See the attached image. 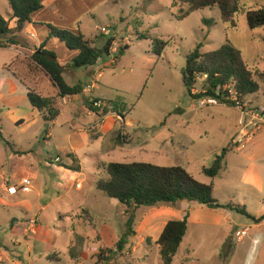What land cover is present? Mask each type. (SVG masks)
Segmentation results:
<instances>
[{"label": "rangeland", "instance_id": "rangeland-1", "mask_svg": "<svg viewBox=\"0 0 264 264\" xmlns=\"http://www.w3.org/2000/svg\"><path fill=\"white\" fill-rule=\"evenodd\" d=\"M239 1L246 9L264 6V0ZM173 2L174 0H45V10L35 16L34 23L29 26L31 31L36 32V38L27 34L28 37L18 36V40L34 51L46 38L42 36V32L47 29L46 23L52 21L66 27L79 25L92 45L98 47L114 38L110 54L104 55L97 65L76 68L74 74L68 73L71 70L69 66H64L67 72L64 77L70 85L80 81H87L88 85L96 77V88L94 86L89 92H82L80 101L76 103L78 113L87 121V125L93 124L97 119L88 113L86 115L85 104L88 99L102 98V106L92 105L99 111L106 107L112 108L110 101L124 100L126 108L133 107L126 116L131 122L128 131L125 127L120 128L122 140L118 141L114 137L113 140L107 138L105 141L106 145L115 146V151L106 156V163L98 164L102 179L108 178L106 166L112 161L180 165L201 182L213 181L214 196L221 203L240 201L246 205L243 196L245 190L256 192V189L244 182L238 170L234 169L233 159L238 153L229 152V159H226L223 169L216 177L211 178L204 171L213 164L216 155L223 148H232V142L230 145L229 143L239 112L234 106L224 103L201 106L202 98L195 99L187 93L182 71L186 66L187 56L198 45H202L200 52L206 53L229 43L240 50L260 84V90L246 96L245 102L262 107L264 27L251 29L246 14L240 13L236 16L237 27L232 28L223 22L218 6L200 9L189 17L179 19L180 10H187L189 5L181 0H175V5ZM0 12L9 19L10 26L14 27L15 20L11 16L13 12L8 0H0ZM103 27L109 33L102 31ZM141 35L148 37L141 38ZM155 36L169 42L160 57L154 51ZM126 45L129 47L120 55V48ZM49 46L59 54L61 62L71 64L74 55L62 43ZM11 53V50L0 49V164L6 161L10 152L7 141L14 143L19 149H33L31 153L42 164L45 160L58 164V153H62L65 162H69L64 151H70L71 145L81 144L78 154L83 165L81 177L84 178V185L79 181L81 188L73 185L71 189V184L56 188L58 176H46V172L52 168L44 167L38 191L43 192L45 201L54 199L55 202L50 203L40 215L38 225L42 228L49 227L54 238L51 237L49 241L35 239L40 230L37 227L26 235L33 239V250L22 230L15 231L11 226L13 219L21 223L22 210L0 205V264H108L98 257L99 254L103 257L113 255L109 264H163L161 246L157 242L159 236L169 220L182 219L187 212L190 213V209L194 210L196 221L189 223L173 264H264V221L256 223L236 211H227V220L193 201L139 207L135 210L134 234L129 237L125 250L111 253L109 250H116V243L126 232V207L119 201H112L111 197L97 189L93 159L83 152L86 144L91 143L89 136L83 131L74 133L68 123V111L58 116L55 122L46 121L42 117L27 132H23L22 126L12 119L9 110L22 108L29 101L25 89L13 94L12 84L8 81L14 70L8 66L10 64L4 65L2 62ZM113 59L117 62L112 63ZM29 61L32 62L31 55ZM101 67L102 75L99 76ZM42 75L44 73L40 76ZM205 86V76L199 77L193 92L200 94ZM50 132L54 133V137L49 145L47 139L50 138L46 135ZM34 135L38 140L30 138ZM262 177L264 184V170ZM58 191L62 194L60 200H57ZM22 195L31 200L37 198L36 192ZM250 196L255 199L261 195L249 194L248 198ZM252 199L249 200L247 210L250 213L255 211L254 213L264 214V203L259 208ZM243 230L246 234L239 237L237 233ZM72 250L77 253V259L72 258Z\"/></svg>", "mask_w": 264, "mask_h": 264}, {"label": "trees", "instance_id": "trees-1", "mask_svg": "<svg viewBox=\"0 0 264 264\" xmlns=\"http://www.w3.org/2000/svg\"><path fill=\"white\" fill-rule=\"evenodd\" d=\"M12 9V17L16 20V26L11 27L9 19L0 12V46L20 44L18 33L22 32L27 24L34 23V17L42 13L45 8V0H8ZM189 5L187 10H180L179 19L189 17L195 11L209 7L218 6L221 10V18L230 27H237L236 16L245 13L248 26L251 29L264 27V6L246 9L239 0H181ZM175 5V0L173 2ZM48 34L35 48L32 59L50 77L54 86L59 90V96H74L81 94L85 89V84L80 81L70 85L65 77V68L60 63L58 54L49 47L52 41L62 43L70 53H74L71 65L74 68H88L95 66L99 58L109 55L114 38H110L102 47L92 45L81 31L80 26H61L55 22L46 23ZM148 36L141 35V38ZM168 41L155 36L153 37L154 51L162 56ZM187 56L186 66L183 68V82L187 93L195 99L205 97H217L219 103L235 106L236 101L245 102L246 96L257 93L260 84L255 79L254 71L246 63L239 49L229 43H225L218 49L201 53L200 47ZM129 46L120 48L119 54L123 55ZM205 76V89L200 94H195L193 89L199 77ZM230 89L234 92L232 98ZM28 99L33 107L44 113L46 121H52L58 111L51 108V100L34 90L28 91ZM100 98L87 100L86 106L97 112L100 116L107 115L110 111L117 113L121 117H126L127 113L133 109L126 108L124 100L110 101L112 108L106 107L99 111L92 105ZM1 133V130H0ZM117 140H122L121 132H118ZM8 146L15 154L25 155L27 152L16 150L14 145L7 141ZM230 148L225 147L220 154H217L213 164L204 169L211 178L216 177L224 167L226 155ZM68 167V166H66ZM78 170L76 167H68ZM108 179H100L97 188L111 198H115L120 204L126 207L128 219L126 221V232L116 243V250H109L111 253L123 252L128 244L129 237L134 234L135 210L139 207H154L160 204H175L178 201H193L208 207L209 209L232 210L247 216L256 223L264 221V215L256 217L251 214L246 205L236 202L221 203L214 196V182L204 183L199 181L192 173L180 165H157L144 161L133 162H109L106 166ZM189 212L182 219H172L167 222L159 236L158 244L161 246V257L163 264H173L189 228ZM72 258H78L75 250L71 251ZM106 260L109 264L113 260V255L98 256ZM113 264H115L113 262Z\"/></svg>", "mask_w": 264, "mask_h": 264}, {"label": "crops", "instance_id": "crops-1", "mask_svg": "<svg viewBox=\"0 0 264 264\" xmlns=\"http://www.w3.org/2000/svg\"><path fill=\"white\" fill-rule=\"evenodd\" d=\"M31 24L33 23L27 24L28 27L26 26L27 28H25L22 32L18 33V36H24L28 34L31 37L36 38V32L31 31V29L29 28ZM14 25L16 26V20L14 21ZM47 34H48V29H45L44 32H42V36L46 37ZM58 43L59 42L57 41H52L50 44L51 46H54ZM50 48L54 49L53 47H50ZM0 49H4L7 51L11 50L12 52L9 55V58L3 61L2 64L4 65L10 64L8 66L14 70V72H12L10 74V77L8 78V81L11 82L12 87H13V94H16L18 90L21 91L22 89L23 90L25 89L27 92V96H28L29 90H34L46 98H51L52 99L51 108H54L55 110L58 111V114L51 122H55L58 116L62 115L65 111H68L69 116H70V120L68 123L70 124V128L74 131V133L83 131L86 133V136L87 135L89 136V141L91 143L88 142L86 144V147L84 148L83 152L85 156H89L93 159V166H94L93 175L95 176V179L97 178L94 181L96 185L97 182L100 179H102L101 171H100V168L98 167V164L100 162L106 163V159H105L106 156L111 155L112 152L115 151V146L110 147L105 144L106 139L110 138V140H113L114 137L117 138L118 132L120 131L121 127H125L126 131H128L127 128L128 126L131 125V122L128 119H126V117H121L113 111H110L105 116H100L97 112L91 111L85 104L86 115L88 113V115L95 116L97 118L93 124L87 125V121H84V119L82 118L83 116L78 113V109L76 108V103L80 101L82 93L78 95H74V96H65V97L59 96V90L56 86H54L50 77L41 69L40 66L36 64V62L33 59H32V62L30 63L29 57L30 55L31 57L33 56L35 49L34 51H32L33 49H31L30 46L23 45L21 44V42L20 44L10 45L9 47L0 46ZM71 54L75 55L74 53H71ZM58 58H59L60 63L63 66H66V65L69 66V69L71 70L68 73H72V74L75 73L74 71L76 70V68H74L71 64L69 65L68 63L64 64L63 62H61L59 54H58ZM35 65L40 67V69L38 70ZM42 73H44V75L40 76ZM64 73H67L66 70ZM84 84H85V89L83 92L87 93V91L88 92L90 91L86 89L87 81H85ZM95 88H96V85H95ZM96 98L102 99L101 97H96ZM246 103L252 104L249 101H247ZM234 108L237 109L236 107ZM237 110L239 112V117H238L239 119L242 114L239 109ZM48 112H49L48 110H46L44 113L40 112L37 108L32 106L30 101L26 102V104L22 108L15 107L14 109L9 110V113L12 119L16 121L18 125L22 126L21 130L23 132H27L29 130L31 131L34 125L38 124L41 121L42 117L44 119V114H48ZM119 118H120V121H119ZM239 132H240V128H239V124L237 121V125L231 135L230 143H229L230 145L232 142V144L230 145L232 148L228 151L226 155V159H229L228 156H229L230 151L238 153L236 154L237 156H235L233 159V162L235 164L234 169L238 170L244 182H246L247 184H250L251 187L254 186L256 189V192L249 190V189L245 190V193L243 194L245 198L244 202L246 203V207L249 208L250 206L249 200H251L252 197L250 196L251 198H248V195L251 194L254 196H257V195L259 196L260 194L261 196H259V198L252 199V202L254 204L259 205V208H260L261 206H263L262 204L264 203V184H263V177H262V173L264 170V125L259 131H257V133L252 138L247 139L244 142V146H242L239 143V138L242 136L241 134H239ZM73 135L74 134H72V137ZM46 136L47 138L48 137L50 138V140L47 139L48 140L47 144L50 145L53 142L54 133L50 132ZM30 138L38 140L36 135H34L33 137L30 136ZM12 144L14 145V148L16 150L25 151L27 152V154L25 155L15 154L12 152L11 148L9 147L10 152L8 154L6 161L0 164L1 165L0 166V205L4 207L5 206L15 207V208H19L22 210L23 215L21 217L22 218L21 223L16 221V219H13L11 226L15 231L22 230L23 234L25 235L27 239V242L30 243L31 249L33 250V248H35L34 246L31 245V242H33L32 241L33 239L29 237L27 238L26 236L31 233L30 232L31 229L29 227V219L36 218L39 224L40 215L45 210H47L50 203L53 204L55 202L54 199H49V201H45L43 198V192L38 191L40 178L43 175L42 171H45L44 167L52 168L50 171L46 172L47 174L46 176H49V175L58 176L59 181L55 183L56 188L63 187L65 184H71V189H73L74 187L73 185L77 186L78 184H80L79 187L81 188L82 184L78 183L79 181H82L84 185V178L81 177L83 174L82 173L83 165L80 161V157L78 154V150L81 149V144L79 145L76 144L74 146L71 145L70 151L67 149L64 151L65 155L70 160L69 162H65L62 153L61 154L58 153L57 157L59 156L61 158V161L57 162L58 164H55L47 160H45L42 164L41 160L35 157L36 155L31 153L33 152L32 151L33 149L27 148L23 150V149H19L14 143ZM226 159H225V163H226ZM66 166L76 167L78 170H73ZM22 177L32 178L33 180V191L32 192L37 193L36 199L31 200L30 198L22 195V194H29V193H23L21 191L18 193L19 196L17 197L15 195H11L8 193V190H7L8 186L13 183H18ZM14 180H17V182H14ZM57 193H58L57 200H60L62 198L61 197L62 194L60 193V191H58ZM237 193L239 194V192ZM95 198H97L96 195H95ZM112 199H113L112 201L118 202L117 199L115 198H112ZM236 203H241V202L239 201ZM198 208L199 207H197V209ZM200 208L205 209L202 207ZM205 210L209 211L210 213H216L226 218L227 220L229 218L227 211H232V210H226V209H220V210L205 209ZM251 212H252L251 214L253 215L257 214V213H254L255 211L254 212L251 211ZM261 215H264V214L258 213L255 216L259 217ZM195 221H196L195 212L193 209H190L189 223H192ZM38 229L40 230L37 236L35 237V239L39 238V239H42L43 241H49L51 237L52 239L54 238V233L52 232L51 229H49V227L42 228L40 227V225H38ZM40 255L43 256L42 253H40Z\"/></svg>", "mask_w": 264, "mask_h": 264}, {"label": "built area", "instance_id": "built-area-1", "mask_svg": "<svg viewBox=\"0 0 264 264\" xmlns=\"http://www.w3.org/2000/svg\"><path fill=\"white\" fill-rule=\"evenodd\" d=\"M102 31L105 33H109L107 28L103 27ZM114 51H117V49H114ZM113 52V51H112ZM102 61L101 58H99L98 63ZM116 61L113 59L112 63H115ZM101 70L99 76H101ZM96 85V77L92 79L91 83H89L86 86L87 90H90V88L94 87ZM234 95V92L230 89V95L225 96L226 98L230 99ZM219 103V100L217 97H205L202 100H200V105L204 106L206 104H217ZM95 106H102V101H95L93 103ZM237 109L241 112V117L238 119V124L240 128L239 134L242 136L239 138V143L244 146V142L247 139L252 138L257 131H259L263 125H264V104L263 106L258 105H252L248 104L246 102H240L239 100L236 101L235 106ZM61 158L58 156L56 157V162H60ZM78 187L80 184L77 185ZM8 193L11 195H16L20 191L23 193H31L33 191V180L30 177H22L18 183H13L8 186L7 188ZM29 227L31 231L36 230L38 227V220L36 218H30L29 219ZM239 237H243L246 234V231H239L237 233Z\"/></svg>", "mask_w": 264, "mask_h": 264}]
</instances>
